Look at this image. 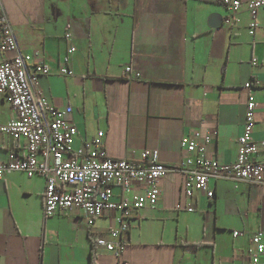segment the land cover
Segmentation results:
<instances>
[{
    "label": "crops",
    "instance_id": "crops-1",
    "mask_svg": "<svg viewBox=\"0 0 264 264\" xmlns=\"http://www.w3.org/2000/svg\"><path fill=\"white\" fill-rule=\"evenodd\" d=\"M247 1L229 16L222 0H0L20 53L50 68L31 85L34 95L71 107L74 148L102 132L108 157L137 160L157 150L174 168L158 181L155 206L132 211L119 256L95 246L99 237L111 239L117 213L92 224L82 210L44 218V177L4 174L0 264H91L92 247L93 264H249L251 236L260 231L264 242V178L210 179L211 199L202 192L185 199L178 171L187 157L180 140L193 132L210 135L206 156L235 161L245 82L257 103L253 139L264 141V7L251 36ZM212 14L222 16L220 26H212ZM70 46L73 74L59 75ZM7 56L0 52V61ZM14 117L0 95V122ZM25 154L22 139L0 137V161ZM255 158L264 160V150Z\"/></svg>",
    "mask_w": 264,
    "mask_h": 264
},
{
    "label": "built area",
    "instance_id": "built-area-1",
    "mask_svg": "<svg viewBox=\"0 0 264 264\" xmlns=\"http://www.w3.org/2000/svg\"><path fill=\"white\" fill-rule=\"evenodd\" d=\"M230 15L239 10L240 0H222ZM264 7V0H248L245 8L249 13L248 33L253 36L259 27L257 12ZM229 16L226 21L229 20ZM70 28L69 25L66 26ZM65 37H71L66 32ZM0 52L7 58L0 61V95L5 97L15 112L7 123L0 122V137L9 135L14 140L22 139L26 154L22 157L10 155L7 162L0 161V179L8 172H23L27 177L34 175L45 179L43 193L44 218L64 214L71 210H82L87 224L104 213L116 214L117 226L109 232L110 240L97 238L95 246L119 256L125 242L128 221L134 210L155 206L160 194L158 181L174 168L159 161L157 150L143 151L137 160L113 159L107 156L100 138L102 132L84 145L74 148L77 129L69 121L70 106L54 108L44 97L34 95L31 85L40 75H47L50 68L41 61L34 62L30 55L18 49L14 31L0 6ZM75 52L70 46L57 69L59 75H72L68 66L69 55ZM31 64V71L28 65ZM126 73L131 67L124 68ZM140 74L135 73V77ZM252 83L245 82L246 92L242 131L237 137L235 161L228 164L217 162L206 156L205 149L210 135L193 132L180 140L187 152L178 171L183 175L185 199L194 192H202L208 199L214 195L210 179L229 178L255 183L264 178V160L255 157L264 150V141L253 139L257 103L251 91ZM117 193L114 194V190ZM187 207V211H191ZM233 235H238L237 231ZM249 264H264L263 233L258 231L250 238Z\"/></svg>",
    "mask_w": 264,
    "mask_h": 264
},
{
    "label": "water",
    "instance_id": "water-1",
    "mask_svg": "<svg viewBox=\"0 0 264 264\" xmlns=\"http://www.w3.org/2000/svg\"><path fill=\"white\" fill-rule=\"evenodd\" d=\"M209 21L214 27L220 26L222 24V16L220 14H212L209 17Z\"/></svg>",
    "mask_w": 264,
    "mask_h": 264
},
{
    "label": "trees",
    "instance_id": "trees-1",
    "mask_svg": "<svg viewBox=\"0 0 264 264\" xmlns=\"http://www.w3.org/2000/svg\"><path fill=\"white\" fill-rule=\"evenodd\" d=\"M94 251H93V247H92V249H91V252H90V262H91V264H93V259H94Z\"/></svg>",
    "mask_w": 264,
    "mask_h": 264
}]
</instances>
